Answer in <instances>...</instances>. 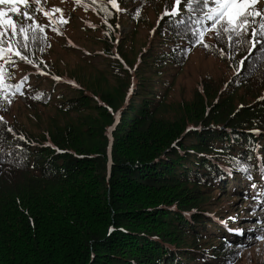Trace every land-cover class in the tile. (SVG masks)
<instances>
[{
  "label": "trees",
  "instance_id": "trees-1",
  "mask_svg": "<svg viewBox=\"0 0 264 264\" xmlns=\"http://www.w3.org/2000/svg\"><path fill=\"white\" fill-rule=\"evenodd\" d=\"M118 2L125 11L112 10L109 28L99 6L49 0L69 23L62 34L45 29L51 46L34 49L39 68L20 61L13 69L28 84L0 112L14 130L0 127V264H264V255L244 251L264 241L256 239L264 225L252 230L264 221V195H250L257 207L242 214L243 182L264 194V149L256 147L264 134L250 131L264 133V58L253 56L241 70L246 51L229 60L192 46L159 19L174 0ZM117 24L129 26L120 39ZM71 28L90 50L63 44ZM143 28L150 40L138 39ZM211 35L205 40L215 44ZM57 48L82 64L59 68ZM197 55L214 65L190 96L175 93ZM21 102L26 110L16 118ZM234 159L251 167L252 180ZM231 179L241 194L228 192ZM223 196L242 202L228 210Z\"/></svg>",
  "mask_w": 264,
  "mask_h": 264
},
{
  "label": "snow or ice",
  "instance_id": "snow-or-ice-1",
  "mask_svg": "<svg viewBox=\"0 0 264 264\" xmlns=\"http://www.w3.org/2000/svg\"><path fill=\"white\" fill-rule=\"evenodd\" d=\"M63 2V0H62ZM143 2V0H142ZM76 5L85 4L96 8L105 15V24L109 18L119 14L125 9L120 6L118 0H75ZM48 0H0V112L7 111L17 95L23 96L24 87L28 84V77L24 76L19 81L15 80V69L18 62L23 61L28 65L36 64L35 51L44 52L51 45L48 43V36L45 29L48 28L54 33L62 34V27L69 23V19L64 16L63 10L58 6L47 7ZM60 14L57 19L56 14ZM135 15L139 16L137 11ZM48 18V24L39 22L38 17ZM167 17V22L173 25L179 34L181 31L188 38L192 46L202 45L206 49H217L222 57L229 60L241 52L246 51V55L239 61V69L246 67L245 61L253 60V56L264 58V0H174L173 5H165V11L159 18L163 20ZM159 23V21H158ZM120 25L117 24L116 28ZM155 29H153V34ZM211 33L209 39H214L215 44H209L205 37ZM224 44L225 48L219 45ZM185 52L189 49L185 48ZM255 63V61H253ZM59 79V77H57ZM40 95L35 96L39 99ZM264 99V98H261ZM241 107H244L241 105ZM4 116H0V127L4 131L12 133L14 130L7 127ZM255 135L264 134L259 128L250 130ZM24 140V136L19 137ZM17 148L20 145H16ZM257 148L264 149V144L257 145ZM59 151V149H57ZM0 151H3L0 149ZM261 159V157H257ZM236 167L247 174V178L252 180L251 167L244 161L236 163ZM261 180H264V170L261 172ZM252 188H257L253 183ZM258 192L252 197L253 200L261 197ZM264 210V200L258 205ZM236 217H229L228 220H235ZM227 225V221H221ZM257 224L264 225V221L257 220ZM229 232L243 235L245 230L238 228H228ZM111 231V229H110ZM264 240V235L256 237Z\"/></svg>",
  "mask_w": 264,
  "mask_h": 264
},
{
  "label": "rangeland",
  "instance_id": "rangeland-1",
  "mask_svg": "<svg viewBox=\"0 0 264 264\" xmlns=\"http://www.w3.org/2000/svg\"><path fill=\"white\" fill-rule=\"evenodd\" d=\"M47 5L48 6L51 5V3H49V0H48ZM152 21H153V25L156 24V22H157V16L154 14L152 15ZM128 29H129V26H127V25L120 27V32H118V34H117V39H120L121 37H123L124 32H126ZM121 33H122V35H121ZM67 34H68V37L65 38L63 44L72 45L74 47L85 46L88 48V45L81 40V37L83 36L82 33H75V30L73 28H71L70 31L67 30ZM145 36L148 38V40L151 39V37H149L148 28H143L140 31L139 36H137V37L139 40H141V39L145 40L146 39ZM55 47H57V44L54 45V48ZM77 49H79V48H77ZM143 51H145V49ZM51 56H52V59L54 62H61V63H59V68H65V69L66 68H78L82 64L80 62L78 56H76L73 53H69V52H65L63 50H60V48L55 49L54 52L51 53ZM189 64L191 66L187 67L184 70V72L181 74V76L179 77V79L177 81V85L175 87V93H179L181 90H183L185 94L190 96L193 92V89L195 88V85H197V86L199 85V81L197 78H199L200 73L205 71V70H210L211 67L214 65V64H212V66H210L208 60H204L202 56H198V55L194 56L190 60ZM22 65H25V63L21 64V66ZM20 74H21V72H20ZM25 103L26 102L18 103L17 106H20V110H17L14 113V117L20 118L22 115H24V112H25L24 110H26L25 109ZM47 112L52 113L53 111L47 110ZM247 184L248 183H245V182H243V184H242V186H243L242 189H245L244 191L247 192V195L245 193L242 194L243 197L247 199L246 202L242 206L243 216L245 215V213L251 211L250 210L251 208L257 207V204L256 203L251 204V202L249 201V198H248L250 195L254 196L256 194V191H254L252 189L247 190V187L249 186V184L248 185ZM237 189L241 190L240 186L236 183V181L231 179L230 183H229V188L227 189L228 192L230 190L233 193V195H235L234 193H236V192H237V194H241L240 191H236ZM260 192L262 193V189H260ZM226 195H228V194H226ZM222 200L223 201H221V206L225 207L228 210H231L232 204L233 205H235V204L239 205L242 202L241 197L240 198L235 197L232 204H231L230 200H228L226 198V196H223ZM218 208H220V205ZM218 211H219V209H218ZM250 217H251L250 215H247L245 218L247 220V218H250ZM253 218H254V220L261 219L262 218L261 213L257 212ZM241 220H243V219H240V221ZM260 226L261 225L258 224L252 230H254L255 232H258V230L260 229ZM250 242H252V240H250ZM250 244L251 245L244 250L245 252L253 250L254 254H256L258 256L264 255V241L259 242V243H250Z\"/></svg>",
  "mask_w": 264,
  "mask_h": 264
}]
</instances>
